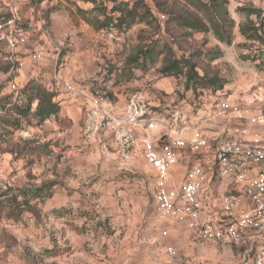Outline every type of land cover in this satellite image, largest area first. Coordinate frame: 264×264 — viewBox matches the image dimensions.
<instances>
[{
  "label": "rangeland",
  "instance_id": "1",
  "mask_svg": "<svg viewBox=\"0 0 264 264\" xmlns=\"http://www.w3.org/2000/svg\"><path fill=\"white\" fill-rule=\"evenodd\" d=\"M134 1L115 0L130 6ZM143 1L153 13L150 24L98 30L84 18L105 21L113 0H0V24L11 21L0 30V99L15 98L34 81L52 90L61 106L43 124L21 121L18 129L7 126L0 111V199L7 192L23 202L22 188L46 185L51 192L44 201H31L36 211H23L18 220L0 213V264H252L264 247V234L248 232L237 248H192L183 224L175 222L161 236L155 172L138 148L123 158L114 129L119 99L133 80L158 113L178 103L191 107L198 95L208 100L212 89L198 86L193 94L184 90L183 74L160 73L166 57L191 60L198 76L223 82L221 91L243 92L250 84L264 89V41H247L239 33L241 25L264 24V0H228L230 45L211 31L168 22V11L196 15L183 0ZM149 49L143 64L138 56ZM62 82L102 100V123L90 124V104L65 93ZM180 165L176 172L184 175ZM167 245L175 247V256L166 254Z\"/></svg>",
  "mask_w": 264,
  "mask_h": 264
},
{
  "label": "built area",
  "instance_id": "2",
  "mask_svg": "<svg viewBox=\"0 0 264 264\" xmlns=\"http://www.w3.org/2000/svg\"><path fill=\"white\" fill-rule=\"evenodd\" d=\"M9 24H0V30ZM55 79L61 81L59 73ZM60 85L90 104L91 125L102 123L100 98L70 82ZM140 85L137 80L130 84L123 119H116L130 131L117 139L123 158L138 148L155 172L156 231L165 237L168 231L161 226L178 222L200 243L236 248L248 232L263 235L264 89L250 84L238 93L212 90L208 100L198 95L191 107L178 103L174 110L158 113L143 98ZM90 131L86 129L88 136ZM182 162L185 173L178 182L175 172ZM223 181L233 188L216 196ZM166 253L176 255L171 247ZM252 264H264V247Z\"/></svg>",
  "mask_w": 264,
  "mask_h": 264
},
{
  "label": "trees",
  "instance_id": "3",
  "mask_svg": "<svg viewBox=\"0 0 264 264\" xmlns=\"http://www.w3.org/2000/svg\"><path fill=\"white\" fill-rule=\"evenodd\" d=\"M88 1L94 2L95 0ZM183 1L195 10L196 15H177L168 11V22L175 23L177 26L190 31L202 33L211 31L218 42L225 45L232 43L234 23L228 14V0ZM113 3L114 6L110 11V16L105 18V21L84 19L98 30L109 26L118 30L127 29L135 23L150 24L151 20H154L152 10L143 0H135L131 6L126 3L116 4L115 0H113ZM258 11L250 10L249 13L258 15ZM81 13L85 14V11H81ZM239 33L247 41L262 42L264 41V24L262 22L259 24L250 22L247 25H241ZM151 51V49H149V52L148 50L140 51L138 57L143 64L146 63ZM160 73L163 75L183 74L185 78L184 90H191L193 94L196 93L198 86L208 87L212 90H219L223 87V82L216 78L198 76L195 72V65L188 59L176 60L166 57ZM60 107L56 94L34 81L23 87L15 98L4 97L0 99V111L8 119L7 126L14 129L20 128L21 121H34L36 124H43L51 117L56 116L60 111ZM19 193L22 195L23 202H17L16 195L7 197V192L2 194L6 197L0 199V213L5 212L7 218L18 220L23 211L30 213L36 211L37 203L31 205V201L35 199L44 201L51 196L49 187L46 185L35 188H22Z\"/></svg>",
  "mask_w": 264,
  "mask_h": 264
},
{
  "label": "crops",
  "instance_id": "4",
  "mask_svg": "<svg viewBox=\"0 0 264 264\" xmlns=\"http://www.w3.org/2000/svg\"><path fill=\"white\" fill-rule=\"evenodd\" d=\"M129 86H130V83H129ZM126 94L127 93H125L124 94V99L123 98H121V99H119V102L120 103H122L121 105V110L119 109V116H118V120H120V119H123V116H124V109H125V104H126ZM103 105V104H102ZM110 125V124H109ZM98 128H99V126H98ZM98 128H97V131L96 132H94V136L97 134V132H99L98 131ZM102 129H104V128H100V130H102ZM115 130H116V137L118 138L121 134H126V133H128L129 131H130V128L129 127H127V126H120V125H118V123H116V128H114ZM135 150H137V148H135L133 151H135ZM175 174H176V178H177V180H178V182L179 181H182V179H183V174H179V173H177V172H175ZM232 188H233V184H230L228 181H223L222 183H220L219 185H218V191H216L215 193H216V196H219V195H221V194H223V193H226V192H230L231 190H232ZM174 222H168L165 226H161L163 229H166L167 231L172 227L171 225L173 224ZM175 223H178V222H175ZM184 226V225H183ZM169 228V229H168ZM184 228H185V230H186V233H187V238H188V246L190 245L192 248L194 247V246H197V244H204V243H200L198 240H196L193 236H192V234L187 230V228L184 226ZM168 235H169V231H168ZM167 247H171V248H173L174 250H175V252L177 253V250L175 249V247H173V246H171V245H167V246H165V248H164V250H165V252H166V249H167ZM167 254V253H166Z\"/></svg>",
  "mask_w": 264,
  "mask_h": 264
}]
</instances>
